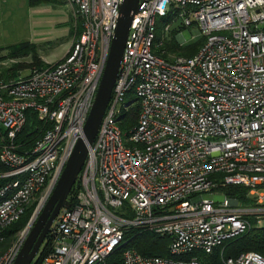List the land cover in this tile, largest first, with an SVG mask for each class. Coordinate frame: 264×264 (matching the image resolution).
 Returning a JSON list of instances; mask_svg holds the SVG:
<instances>
[{"label": "built area", "instance_id": "obj_1", "mask_svg": "<svg viewBox=\"0 0 264 264\" xmlns=\"http://www.w3.org/2000/svg\"><path fill=\"white\" fill-rule=\"evenodd\" d=\"M64 2L76 32L82 28L66 56L0 82V244L26 209L36 205L37 214L47 204L84 138L124 0ZM157 18L169 20L166 35L176 21L200 29L205 41L198 53L168 61L154 52ZM176 39L184 47L181 31ZM129 95L134 99L126 103ZM136 107L128 147L122 124ZM29 111L43 125L30 148L20 138ZM76 185L77 202L59 212L43 264H202L187 257L212 255L249 231L251 219L264 227V0H140ZM228 186L248 189L252 203L226 196ZM130 229L169 238L170 257L129 247L118 263ZM27 235L28 229L17 235L0 264H15ZM222 264H264V258L222 254Z\"/></svg>", "mask_w": 264, "mask_h": 264}, {"label": "rangeland", "instance_id": "obj_2", "mask_svg": "<svg viewBox=\"0 0 264 264\" xmlns=\"http://www.w3.org/2000/svg\"><path fill=\"white\" fill-rule=\"evenodd\" d=\"M160 20V18H157L158 28L161 25ZM75 25L74 17L64 0H0V58H8L12 49L29 43L36 48V52L41 59L45 60L42 59L45 63L55 64L65 56L75 37V33L78 34L75 30ZM181 28V23L176 21L172 25L170 34L166 35L162 30L157 31L154 52L168 61H174L178 57L184 56L179 53L180 51L173 52L169 50L167 45L172 44L173 40L178 46L180 45V42L176 39L180 31L185 39L183 49L200 43L204 38L198 28ZM160 42H163V44L159 46ZM17 63L29 65L31 64V58L4 61L0 64V76L2 74L8 77L11 73L10 69ZM29 71V68L21 70L22 76H26ZM18 79L17 72L14 80ZM4 81L8 80L4 79ZM133 99L134 97L129 95L125 101L129 103ZM123 132L125 145L131 147L126 142L127 136L125 134L127 131ZM203 198L222 202L225 196L220 194H203ZM42 209L37 214L34 212L29 224L23 230L28 229L27 236H29L31 228L37 221ZM29 225H31L30 229L28 228ZM4 251H0V254Z\"/></svg>", "mask_w": 264, "mask_h": 264}, {"label": "trees", "instance_id": "obj_3", "mask_svg": "<svg viewBox=\"0 0 264 264\" xmlns=\"http://www.w3.org/2000/svg\"><path fill=\"white\" fill-rule=\"evenodd\" d=\"M169 20L167 19H161L160 20V27L158 28L157 23V31H161L163 29V26L167 24ZM183 29V28H181ZM78 34L80 35L82 32L81 25L78 24ZM205 41V38H203L200 43L193 45L188 48H182L178 46L174 40L172 41V44L167 45L169 50H172L173 52H179L182 54V56L186 58H191L195 56L200 48L202 47L203 43ZM182 48V49H181ZM20 58H31V64H22L17 63L15 64L12 69H10V75L8 77L3 76L1 74L0 76V82L4 81L5 83H9L10 81L15 79V74L18 72V76L21 73V70L25 68H29L30 70L37 68H46L49 65H47L39 56V54L36 52V48L32 46L29 43H25L20 45L17 48H14L11 50L8 58L1 57L0 58V64L3 63L6 60H18ZM30 117L28 118V122L26 126L24 127L20 138L21 141H24L28 148L34 146L35 142L42 136V123L39 122L32 112H28ZM139 115V108H134L127 116H125V120L122 124L123 131H126L131 126L135 125L138 120ZM0 170L5 172V169L0 167ZM4 183V180L0 181V185ZM79 191V185L74 186L71 196L69 197V201L71 203V206H74L77 202V194ZM224 192L226 196L229 198L237 199L238 201L244 203V204H250L252 201H250L247 198L248 189L242 186H228L224 189ZM36 209V205L30 206L28 209H26L25 213L22 215L21 219L17 221L16 223L10 225L6 231H5V241L0 244V251H4L9 244L12 242V240L21 232L23 231L27 225L29 224L34 212ZM251 229L247 231L246 233L231 239L227 241L222 247L217 248L212 255H206L202 252H194L191 254L188 258L191 257H197L198 260L202 264H222V254L224 258H237L241 254L255 252L260 254L264 258V227L259 228L256 226V221L251 219ZM170 243V239L167 237H160L155 234H153L150 231H142L137 229H130L125 234V243L122 248L117 250L116 257L118 263L121 261V255L122 252L129 248L133 247L135 248L140 254L143 256H159V257H170V254L168 253V244ZM50 236H47L42 248L40 249V252L34 262V264H43L45 258L48 256V254L51 251L50 248ZM107 264H113L111 260L107 261Z\"/></svg>", "mask_w": 264, "mask_h": 264}, {"label": "water", "instance_id": "obj_4", "mask_svg": "<svg viewBox=\"0 0 264 264\" xmlns=\"http://www.w3.org/2000/svg\"><path fill=\"white\" fill-rule=\"evenodd\" d=\"M139 8L140 0H124L120 8V18L112 41L109 58L97 91L95 102L84 128V138L77 143L56 189L42 209L34 226L31 228V232L15 264H33L59 212L62 209L71 208L69 197L78 182L80 172L88 157L89 148L96 139L112 97L114 86L119 75L126 41L134 17L139 12ZM30 227L31 225L28 228L30 229Z\"/></svg>", "mask_w": 264, "mask_h": 264}, {"label": "crops", "instance_id": "obj_5", "mask_svg": "<svg viewBox=\"0 0 264 264\" xmlns=\"http://www.w3.org/2000/svg\"><path fill=\"white\" fill-rule=\"evenodd\" d=\"M69 48H70V47H69ZM69 48H68V50H69ZM67 52H68V51H67ZM67 52H66V54H67ZM66 54H65V56H66ZM65 56H64V57H65ZM64 57H63V58H64ZM40 58H41V57H40ZM63 58H61L60 61H61ZM42 59H43V58H42ZM43 60H44V59H43ZM44 61H45V60H44ZM58 62H59V61H58ZM58 62H56V63H58ZM56 63H55V64H56ZM46 64L51 65V63H48V62H46Z\"/></svg>", "mask_w": 264, "mask_h": 264}, {"label": "bare ground", "instance_id": "obj_6", "mask_svg": "<svg viewBox=\"0 0 264 264\" xmlns=\"http://www.w3.org/2000/svg\"><path fill=\"white\" fill-rule=\"evenodd\" d=\"M71 196V195H70Z\"/></svg>", "mask_w": 264, "mask_h": 264}]
</instances>
